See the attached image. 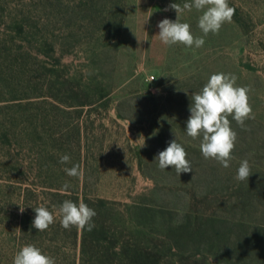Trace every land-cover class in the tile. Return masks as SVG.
Masks as SVG:
<instances>
[{
	"label": "rangeland",
	"instance_id": "rangeland-1",
	"mask_svg": "<svg viewBox=\"0 0 264 264\" xmlns=\"http://www.w3.org/2000/svg\"><path fill=\"white\" fill-rule=\"evenodd\" d=\"M185 2L0 0V264L17 249L20 207L48 206L42 186L74 185L63 169L78 151L91 195L138 198L160 212L154 227L169 261L264 264V0H228L232 21L207 36L202 13L185 10L180 22L204 45H165L157 25L175 21L169 6ZM219 72L250 89L254 116L243 128L228 117L237 138L227 168L185 130L192 93ZM175 139L191 172L158 166ZM245 159L251 174L238 181ZM197 210L218 221L195 220Z\"/></svg>",
	"mask_w": 264,
	"mask_h": 264
},
{
	"label": "clouds",
	"instance_id": "clouds-1",
	"mask_svg": "<svg viewBox=\"0 0 264 264\" xmlns=\"http://www.w3.org/2000/svg\"><path fill=\"white\" fill-rule=\"evenodd\" d=\"M169 7L175 10L176 20L165 18L157 25L160 41L169 46L179 43L187 47L195 45L196 48H200L205 43L203 37L193 36L188 23L180 22V14L185 10L191 11L195 8L202 13L198 18V27L204 36L210 32L217 34L225 22L232 21L235 14V8L229 6L228 0H191V3L185 2L183 6L173 3ZM236 80L234 74L213 73L200 91L193 92L189 106L190 116L185 129L186 134L193 139L202 137L200 150L205 159H214L225 168L229 167L237 138L228 117L231 116L242 128L247 119L254 118L248 98L250 89L236 86ZM186 157L187 152L184 147L175 139L169 142L166 149L160 151L155 159L158 160L161 169L172 166L180 175L192 171ZM69 161V155L60 156L59 163L67 164ZM63 170L71 177L82 176L79 165L66 167ZM250 174L249 163L245 159L240 163L235 179L248 180ZM63 188L66 191L69 185L66 183ZM19 210L23 213L25 209L20 207ZM34 211L36 215L32 226L38 231H45L54 223V215L47 207L40 205L34 207ZM58 211L61 216L60 224L66 230L75 226L81 230L87 227L91 231L94 227L91 221L96 212L83 200L78 204L65 200ZM13 264H55V260L42 253L35 245L28 244L14 255Z\"/></svg>",
	"mask_w": 264,
	"mask_h": 264
},
{
	"label": "trees",
	"instance_id": "trees-1",
	"mask_svg": "<svg viewBox=\"0 0 264 264\" xmlns=\"http://www.w3.org/2000/svg\"><path fill=\"white\" fill-rule=\"evenodd\" d=\"M52 96L55 97L54 94ZM84 96L82 94L80 97ZM77 103L78 106H83L85 102H80L78 98ZM76 136L79 144L80 136L77 133ZM79 153L78 151L76 165L80 166ZM87 187L86 180L80 182L79 177L66 191L57 184L42 186V193L46 192L48 195L49 205L46 207L53 213L54 223L45 231H38L32 226V221L36 215L34 207L39 206L40 202L35 199L34 205L28 202L23 204L25 210L20 213L17 236L12 243L17 249L12 250L11 257L6 258L5 264H13L14 255L28 244L35 245L42 253L54 258L55 264H175L168 260L165 239L159 233L160 230L154 227L160 225L155 218L160 213L156 208L138 198L122 202L91 195L87 192ZM65 200L77 204L83 200L95 210L96 215L91 221L94 227L91 231L87 227L81 230L73 226L66 230L61 226L58 209ZM193 213L195 220L199 222L218 221L216 214L199 210ZM260 230L264 231V228L261 227ZM168 249L171 251L173 247ZM194 261L198 262L197 259Z\"/></svg>",
	"mask_w": 264,
	"mask_h": 264
}]
</instances>
